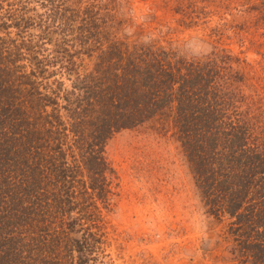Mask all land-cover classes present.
I'll return each instance as SVG.
<instances>
[{
    "label": "trees",
    "instance_id": "trees-1",
    "mask_svg": "<svg viewBox=\"0 0 264 264\" xmlns=\"http://www.w3.org/2000/svg\"><path fill=\"white\" fill-rule=\"evenodd\" d=\"M93 5L0 0V264H93L81 214L112 185L106 143L158 117L241 263L264 264V151L229 55L116 38Z\"/></svg>",
    "mask_w": 264,
    "mask_h": 264
},
{
    "label": "rangeland",
    "instance_id": "rangeland-1",
    "mask_svg": "<svg viewBox=\"0 0 264 264\" xmlns=\"http://www.w3.org/2000/svg\"><path fill=\"white\" fill-rule=\"evenodd\" d=\"M80 1L94 4L116 38L179 47L190 57L228 54L222 71L243 95L264 151V0ZM105 151L114 168L108 196L89 199L91 214H81L83 232L95 234L90 263L242 264L230 219L208 212L169 121L121 129Z\"/></svg>",
    "mask_w": 264,
    "mask_h": 264
}]
</instances>
